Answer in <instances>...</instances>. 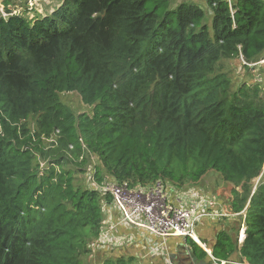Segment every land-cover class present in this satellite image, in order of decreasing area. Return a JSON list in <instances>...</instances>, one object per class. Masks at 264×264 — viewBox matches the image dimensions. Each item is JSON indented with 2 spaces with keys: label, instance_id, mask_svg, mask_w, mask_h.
<instances>
[{
  "label": "trees",
  "instance_id": "trees-1",
  "mask_svg": "<svg viewBox=\"0 0 264 264\" xmlns=\"http://www.w3.org/2000/svg\"><path fill=\"white\" fill-rule=\"evenodd\" d=\"M169 3L62 0L43 16H0V264H82L111 201L75 184L92 158L98 183L187 189L217 173L236 217L212 256L264 264V85L233 89L218 69L264 61V0ZM63 92L90 111L75 113ZM185 244L195 264H215Z\"/></svg>",
  "mask_w": 264,
  "mask_h": 264
},
{
  "label": "built area",
  "instance_id": "built-area-1",
  "mask_svg": "<svg viewBox=\"0 0 264 264\" xmlns=\"http://www.w3.org/2000/svg\"><path fill=\"white\" fill-rule=\"evenodd\" d=\"M40 1L28 0L27 9H37L39 5L37 3ZM88 171H92V169L89 168ZM87 177L86 181L88 179L89 184L87 185L86 182V186L88 188L97 190L101 196L110 195V202H106L104 198L101 199L102 214L109 212L111 208H114L118 214L117 219L112 222H105V219H102L98 236L91 244L93 249L110 252L114 247L139 244L144 256H163L166 264H173L169 260L170 257L167 256L170 238L184 240L191 238L206 251L215 264H241L230 260L216 262L207 244L196 234L197 225L201 219L219 218L226 214L210 210L211 200L208 197H197L194 190L181 191L188 193L187 197L192 202L180 203V192L176 195L170 194V185L161 181L150 185L130 186L127 182L116 183L110 179H103L98 183L93 177V171L90 176L87 173ZM241 227L242 229L240 228L241 230L238 231L239 243L245 236V228L243 225ZM119 228L132 231L131 236L125 242L114 235Z\"/></svg>",
  "mask_w": 264,
  "mask_h": 264
},
{
  "label": "crops",
  "instance_id": "crops-1",
  "mask_svg": "<svg viewBox=\"0 0 264 264\" xmlns=\"http://www.w3.org/2000/svg\"><path fill=\"white\" fill-rule=\"evenodd\" d=\"M4 1V3H8L10 7V9L12 8H16L15 6H17L21 1V3L25 2V0H1ZM28 1V0H27ZM62 2V0H61ZM39 4V3H37ZM61 3H59L58 5L54 6H48L50 10H55ZM2 7V6H0ZM25 8L27 9V2L25 5ZM37 10L39 12H37L35 14V16H43L45 14H48V10L45 12H42L40 10V8L37 7ZM51 11V12H52ZM50 12V13H51ZM12 13V12H11ZM8 14V13H7ZM33 15H29V18H31ZM260 177L257 178V180H259ZM200 187V186H198ZM202 187V186H201ZM230 187L231 190V185H224V188ZM176 189V190H175ZM203 189V188H202ZM190 190H194L196 191L195 193L197 194L196 196H206L208 197L211 201V205L209 207L210 210L214 211V212H224L226 213L225 215H223L222 217H206L200 220V222L197 225V232H198V236L201 238L202 241H204L208 246L210 244H212L214 242L215 239V235L216 233L220 230V229H228L230 226H234L235 224V220L234 218L236 217L234 213H231L230 210L227 208V205L224 204L223 202L226 201V203L228 204V200L231 197V194H225L224 192H219L216 190V194L219 196V200H212V198H210V195H212L213 193H215V191L212 190H208L207 193H203L202 190H200V188H196L195 186L187 189H178L175 188L173 186H169V192L172 195H176L178 194V192H180L181 194V198H180V203H191V199L189 197H187L188 193H183L181 191H190ZM229 190V191H230ZM221 193V194H220ZM184 194V195H183ZM225 197V199H224ZM241 213V212H240ZM238 214V213H237ZM103 215V219H105V222H112L115 221L117 219V211L114 208H111L109 210V212H104ZM132 234V231L126 228H119L116 232H115V236H117L118 238L123 239V241L125 242L127 238H129ZM93 242V241H92ZM92 242L89 244L88 247V252L86 253V255L89 253V256H91V254H94L95 256H97L96 259L98 258H106L109 256H115V255H119V254H123V255H127L128 256H136V258H140V260H142L143 264H150V262H154L155 264H166V262L164 261L165 258L163 256H157V257H146L143 255V250H141L138 245H125V246H118V247H114L110 252H105L104 250H97V249H93L91 244ZM118 244V243H115ZM125 244V243H123ZM119 245V244H118ZM189 249L187 248V245L185 244V240L181 239V238H170L169 242H168V249H167V256L170 257V261H172L173 264H195L193 258L190 256L189 253ZM106 256V257H105ZM103 261V260H102ZM102 261H97L95 264L97 263H101Z\"/></svg>",
  "mask_w": 264,
  "mask_h": 264
},
{
  "label": "rangeland",
  "instance_id": "rangeland-1",
  "mask_svg": "<svg viewBox=\"0 0 264 264\" xmlns=\"http://www.w3.org/2000/svg\"><path fill=\"white\" fill-rule=\"evenodd\" d=\"M169 1L170 3L167 6L168 9L174 8L181 1H186L189 3L191 2V3L197 4L201 8H203L205 11H207L205 0H169ZM21 2L17 6H15L16 8L10 9V7H8L9 4L7 2L4 3V1L0 0V6H2L0 7V16H6L7 13L12 12V13H18V14L20 13L25 18H29V15L35 16V14L39 12L34 9H29V10L26 9L25 5H26L27 0H25V2L23 3ZM59 3H61V0H41L37 7L40 8L42 12H45L48 10V12L50 13L52 10L49 11L50 8L48 6L55 7ZM164 11H165L164 8L160 7L159 12L163 13ZM205 19H206V22L210 24V20H211L210 13L207 12ZM218 69L222 72H225L232 79L233 89H235L242 82L258 83L261 86L264 85V61H259L256 65H250V67H245L240 57L233 58V59H221L219 62ZM59 96L62 102L66 103L75 113L83 112V111L85 112L90 111V107H88L81 101L80 96L76 92H63ZM31 123H32V120L30 121V124ZM92 163H95L94 158H92ZM92 163H90L89 166L87 167L88 170L89 168H92ZM40 166H43V162H40ZM88 170L82 173V178L80 177V173L77 174L75 178V184L77 183L82 186L86 185V182H87V185L89 184L88 179L86 181V178H88L87 173L90 176V173L92 171H88ZM263 173H264V167H263L262 174ZM257 181L258 180L256 179L255 183ZM198 185L200 186L198 188H200V190H202L203 193L205 192L207 193L208 190L215 191V193L210 195V198H212V200H215V201L219 200L218 199L219 196L216 194V190L219 192H224L225 194H231L229 191L230 187L224 188V185H226V183H224L221 180L220 176L217 173H214L212 171L207 173L203 177V179L200 181V183H198ZM189 188L191 189L192 187H189ZM223 203L226 204V201H224ZM241 215H244L243 211L241 212ZM196 234H198L197 229H196ZM237 234H239V232H237ZM125 257H128V254L125 255ZM96 258L97 256H95L94 254H91V256H89V253L87 255L85 254L82 259V264H95L97 261L104 260V258H98V259ZM128 259L129 258H126V260ZM127 264H143V262L142 260H140V258H136V256L132 255V259H129L127 261ZM150 264H155V263L150 262Z\"/></svg>",
  "mask_w": 264,
  "mask_h": 264
}]
</instances>
